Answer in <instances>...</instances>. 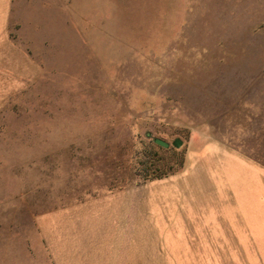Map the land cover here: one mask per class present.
Segmentation results:
<instances>
[{
	"label": "rangeland",
	"instance_id": "374dc122",
	"mask_svg": "<svg viewBox=\"0 0 264 264\" xmlns=\"http://www.w3.org/2000/svg\"><path fill=\"white\" fill-rule=\"evenodd\" d=\"M0 264H264V0H0Z\"/></svg>",
	"mask_w": 264,
	"mask_h": 264
},
{
	"label": "water",
	"instance_id": "95a60500",
	"mask_svg": "<svg viewBox=\"0 0 264 264\" xmlns=\"http://www.w3.org/2000/svg\"><path fill=\"white\" fill-rule=\"evenodd\" d=\"M153 141L162 146V147H167L168 146V142L163 140V139H160L158 137H153ZM181 143V140L179 138H174L172 141H171V144L175 147L179 146Z\"/></svg>",
	"mask_w": 264,
	"mask_h": 264
}]
</instances>
